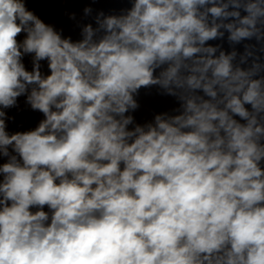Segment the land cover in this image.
<instances>
[{
    "label": "clouds",
    "instance_id": "1",
    "mask_svg": "<svg viewBox=\"0 0 264 264\" xmlns=\"http://www.w3.org/2000/svg\"><path fill=\"white\" fill-rule=\"evenodd\" d=\"M36 2L0 0V264H264V0H54L76 38Z\"/></svg>",
    "mask_w": 264,
    "mask_h": 264
}]
</instances>
